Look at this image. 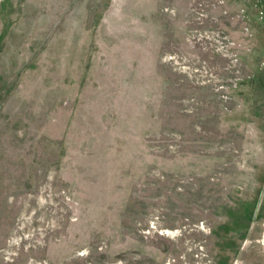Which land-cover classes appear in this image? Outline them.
Listing matches in <instances>:
<instances>
[{
	"label": "rangeland",
	"instance_id": "374dc122",
	"mask_svg": "<svg viewBox=\"0 0 264 264\" xmlns=\"http://www.w3.org/2000/svg\"><path fill=\"white\" fill-rule=\"evenodd\" d=\"M0 264H264V0H0Z\"/></svg>",
	"mask_w": 264,
	"mask_h": 264
}]
</instances>
